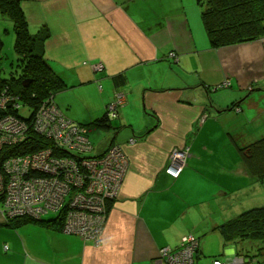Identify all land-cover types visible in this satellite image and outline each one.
<instances>
[{
    "label": "crops",
    "instance_id": "obj_1",
    "mask_svg": "<svg viewBox=\"0 0 264 264\" xmlns=\"http://www.w3.org/2000/svg\"><path fill=\"white\" fill-rule=\"evenodd\" d=\"M20 1L32 33L49 29L45 57L65 83L54 95L65 116L88 126L123 95L111 129H85L91 156L119 145L129 165L99 244L39 223L13 227L0 210V264H151L186 235L264 205V182L238 151L264 137V38L213 47L195 0ZM184 148L186 165L172 168Z\"/></svg>",
    "mask_w": 264,
    "mask_h": 264
},
{
    "label": "built area",
    "instance_id": "obj_2",
    "mask_svg": "<svg viewBox=\"0 0 264 264\" xmlns=\"http://www.w3.org/2000/svg\"><path fill=\"white\" fill-rule=\"evenodd\" d=\"M93 67L97 71L103 69L101 64ZM122 99L123 95H116L115 102L108 105L109 117L117 116ZM8 105H11V111H8ZM18 109L21 108L15 97L5 93L0 96V152L22 143L26 135L23 127L29 124L32 130L53 143L34 154L6 158L5 152L0 155L5 158L0 167V195L6 199L3 216L6 219L23 216L36 219L49 212H58L65 219V233L100 240L107 216L106 201L117 197L128 168V159L121 147L110 146L103 160L84 156L92 150L87 130L67 119L52 97L40 105L33 117L31 112L26 121L14 115ZM65 150H73L79 160L59 155ZM119 156L124 160L121 167ZM176 156V159L170 156L173 158L170 166L181 170L186 165L185 157L180 152ZM115 160H118V166ZM30 173H40V176L35 179ZM195 238L192 234L183 237L179 250H161L158 260L152 264H193L192 254L197 247ZM212 264L264 263L256 258H247L246 262L243 256L236 255L226 260L215 259Z\"/></svg>",
    "mask_w": 264,
    "mask_h": 264
},
{
    "label": "trees",
    "instance_id": "obj_3",
    "mask_svg": "<svg viewBox=\"0 0 264 264\" xmlns=\"http://www.w3.org/2000/svg\"><path fill=\"white\" fill-rule=\"evenodd\" d=\"M195 1L201 9L203 27L213 47L230 46L264 38V0ZM0 16L10 20L13 24L15 33L14 50L19 57L16 65L19 69V78L8 80L2 79L0 76V96L5 93L6 95L15 97V102L20 105L21 110L30 109L29 111L32 112L31 117H33L42 103L49 101L51 97L55 103L54 95L65 89L64 81L52 70L45 57V44L50 37V32L47 27H42L36 33L30 31L20 0H0ZM2 48L3 43L0 35V51ZM112 80L117 84H122L124 83V76L121 73L115 75ZM24 81H28L26 82L27 86L24 85ZM55 105L57 106L56 103ZM7 107L8 111H11V105ZM57 108L59 109L58 106ZM59 111L63 114L60 109ZM13 113H15L14 115L18 119L26 121V117L21 112L16 111ZM65 117L71 120L67 116ZM28 122L30 121L28 120ZM74 123L88 128L93 126L103 131L111 129L112 125L111 117L108 115V105L103 117L97 119L92 124L85 126L77 122ZM86 136L88 138V132H86ZM29 137L23 143L4 148L0 152V155L4 152L5 158L26 155L36 151L37 148L41 147L42 149L52 146L53 143L52 141L43 140L42 136L34 132ZM131 140L130 143H133ZM120 147L126 159H128L125 150L122 146ZM238 151L243 164L251 176L256 180L264 182V137L243 147H239ZM59 155L67 156L65 152H61ZM114 199L106 201L107 216ZM1 203L2 207H4V202ZM56 213V217L49 219H44L46 214H43L36 219L28 216L12 217L8 218L7 222L13 227H19L27 223H39L46 227L60 229L65 219L63 215L58 214V212ZM107 216L105 217V222ZM213 230L219 232L224 245L243 241L264 242V206L244 210L217 225ZM195 239L197 247L192 254V258L194 259L193 264H195V257L199 250V239L197 237ZM180 245L181 243L173 250H179ZM259 249L260 252H264V247ZM235 253L244 258L245 256L247 258H256L260 263H264V258H261L259 255L244 256L240 253Z\"/></svg>",
    "mask_w": 264,
    "mask_h": 264
},
{
    "label": "rangeland",
    "instance_id": "obj_4",
    "mask_svg": "<svg viewBox=\"0 0 264 264\" xmlns=\"http://www.w3.org/2000/svg\"><path fill=\"white\" fill-rule=\"evenodd\" d=\"M0 35L3 43V48L0 51V76L2 79H8V80H11L12 78L18 79L19 69L16 65L18 63L19 57L14 50L15 33H14L13 24L10 20L3 18L1 16H0ZM29 110L27 108L22 109L21 110L22 115L24 117L29 116V114L31 113V111ZM93 131H95V133H98L97 130L93 129ZM26 140L27 138H25L22 141V143L25 142ZM43 140H49V138L44 137ZM42 149L40 147L37 148L36 150H38L39 152ZM108 149L106 150L107 152L110 151ZM105 152L97 156H91L92 154L90 153L86 155V157L89 156L88 158H93V159L100 158L101 160H103L105 157L104 155H106L107 153ZM119 160H120L119 165L121 167L122 166L121 163L124 162V160L122 159L121 156H119ZM115 162L117 163L116 166H118V160H115ZM0 210L2 211L1 202H0ZM56 216H57L56 212H50L44 216V219L54 218ZM61 228L62 229L65 228V221L62 223ZM199 238H200L199 239L200 245H199V250L195 257V264H212L215 258H221L222 260H226L230 257L234 258L237 255L235 252L240 253L244 256L259 255L261 256V258H264V252L259 251L260 250L259 248L264 247V242L261 241H243L235 244L224 245L223 240L219 232L217 231L210 232L206 235L200 234ZM245 261L247 262L246 256H245Z\"/></svg>",
    "mask_w": 264,
    "mask_h": 264
},
{
    "label": "bare ground",
    "instance_id": "obj_5",
    "mask_svg": "<svg viewBox=\"0 0 264 264\" xmlns=\"http://www.w3.org/2000/svg\"><path fill=\"white\" fill-rule=\"evenodd\" d=\"M117 96L118 95H122V94H119V93H117L116 94ZM18 112H21V109H18L17 110ZM23 132L24 133H26V135H25V138H27L28 139V137L34 132V133H36L34 130H32V125H26V126H24L23 127ZM32 132V133H31ZM37 135H39V136H42L43 138H44V136L43 135H41L40 133H36ZM30 138V137H29ZM3 151V150H2ZM1 151V152H2ZM38 150H36V151H34V152H31V153H28V154H34V153H36ZM62 152H65L66 154H67V157L69 158V159H71V160H74V161H78L79 159H78V157L75 155V152L73 151V150H65V151H62ZM177 152H180V153H182L183 155H184V157H185V164H186V158H187V156H188V149L187 148H184V149H175V150H173L172 151V153H171V155H173L174 156V158L176 159V158H178L176 155H177ZM3 155H4V153H2ZM89 154V152L87 153V154H85L84 156H86V155H88ZM2 155V157L0 158V167L3 165V163H4V160H5V158H4V156ZM89 157V156H88ZM171 160L173 159L172 157L170 158ZM183 168V167H182ZM30 176L31 177H33V178H38L39 176H40V173H37V174H33V173H30ZM0 201L1 202H4V204H5V201H6V199L3 197V196H1L0 195ZM24 204V203H23ZM24 205H26V204H24ZM42 216V215H41ZM40 216V217H41ZM39 218V217H38ZM91 241H93V242H95L96 244H99V242H100V240H98V241H95V240H91ZM160 254H161V252H160ZM160 256V255H159ZM159 258V257H158ZM158 259L156 258L154 261H152V263H155L156 261H157ZM151 263V264H152ZM165 264H167V263H165Z\"/></svg>",
    "mask_w": 264,
    "mask_h": 264
},
{
    "label": "water",
    "instance_id": "obj_6",
    "mask_svg": "<svg viewBox=\"0 0 264 264\" xmlns=\"http://www.w3.org/2000/svg\"><path fill=\"white\" fill-rule=\"evenodd\" d=\"M26 82H28V81H24V85H25V86H27V83H26Z\"/></svg>",
    "mask_w": 264,
    "mask_h": 264
}]
</instances>
